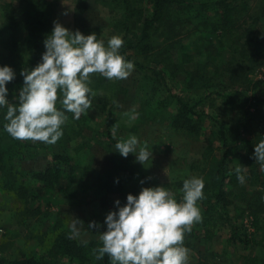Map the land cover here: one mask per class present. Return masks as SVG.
Returning <instances> with one entry per match:
<instances>
[{
	"label": "trees",
	"instance_id": "obj_1",
	"mask_svg": "<svg viewBox=\"0 0 264 264\" xmlns=\"http://www.w3.org/2000/svg\"><path fill=\"white\" fill-rule=\"evenodd\" d=\"M86 1L77 0L75 7L76 17L80 18L82 23L81 16L86 9ZM118 1L123 9V19L122 22H117L115 29L124 33L122 39L125 42L120 49V54L126 60L134 62V65L145 72L154 84L162 86L168 93L174 104V108L167 107L169 128L186 137L204 136L208 133L207 131L215 137L217 146L213 149L206 148L208 154H204L200 161L190 166L189 177H200L205 181L203 190L205 198L201 200L204 208L201 225L205 229L200 237L210 241L215 235L217 222L221 221L226 223L228 243L232 247H247L250 243L262 245L264 243V202H261L258 190H264V170L256 162L254 152L256 144L264 140V113L257 122L259 131L252 138H243L240 134L241 129L247 126L246 119L250 109L253 107L259 111L264 105V98L255 94L264 82L262 80L252 82L248 79L249 68L247 67L245 71L242 69L245 63H255V60L264 57V38H262L264 18L241 21V17L250 9L248 0H215L214 2L143 0V6L140 4L137 7L132 6L131 0ZM0 7L2 10L0 48L9 54H15L18 50L29 54L28 58L19 59L10 65L16 75L15 79L6 85L7 99L10 103L18 104L19 102H13L10 98L13 93L19 95L24 86V77L21 72L30 71L42 62V55L46 51L44 41L54 29L56 0H28L21 2L18 7L10 3H4ZM208 13L211 14L209 16L212 20L209 19ZM194 19L198 21L201 29L206 31L208 37L217 40L219 48L224 46L233 58L240 60V65L232 68L226 63L216 64L208 60L210 50L204 52V58L208 61L196 71L202 81L201 86L214 88V91L207 92L203 99L193 104H187L172 91L170 78L164 72L138 63L132 60V56L135 54L147 56L156 51L157 37L163 31V26L171 23L172 32L176 34L178 32L176 26L181 29L190 24L195 25L196 23L192 22ZM254 25L257 26L252 29ZM131 26L134 32H131ZM76 30L84 35H90L83 32V25L76 26ZM167 48L168 46H162L159 49L167 50ZM198 57L199 54L196 52L179 54L181 64L192 63ZM209 68L213 70V73L208 71ZM233 69L235 72H232ZM250 83L251 89L248 88ZM232 84H235V87ZM250 91L251 94H249ZM212 95L218 99L219 105L213 104ZM204 100H209L210 109L231 112L232 118L215 117L199 110L198 106ZM57 107L62 109L59 102ZM6 111V108L0 107V192L13 195L24 203L32 204L38 192L26 184L25 177L34 181L42 190L48 193H59L65 198H74L78 194L92 191L101 209H108L110 212L118 211L109 206L108 197L124 191L123 176L119 173H124L125 166L119 157L120 153L117 151L111 158L112 162H115L112 169L107 171L98 183L91 185L86 179L80 178V167L67 151V147L62 145L66 143L67 135H79L84 128L88 127L89 118L85 114L77 120L72 113L66 112L68 116L66 123L69 126H62L64 134L56 143V147L46 144L45 150H48L49 157L47 161L42 167L26 169L23 165L27 162L31 146L12 138L5 131ZM107 137L114 144L110 134ZM41 145L43 147L44 144ZM209 154L213 156L210 157ZM232 164L247 167L244 174L245 183H239ZM248 187L259 189L250 192ZM233 202L246 204V212L244 209L235 207L236 216L246 213L249 225L253 229L252 233L248 234L246 229L240 230L236 223L231 224L227 218L223 217L224 211L234 205ZM36 212H39L38 209ZM91 222L88 220L85 224L86 230L90 233L94 231L88 227ZM70 233L71 228L64 217L55 215L50 218V222L39 235L42 243L40 247L43 249L40 254H21L11 259L0 256V264H110V258L107 255L101 260L95 258L93 250L102 246L100 239L90 240L87 244L78 243L73 238L69 239ZM258 233H260L259 239L255 238ZM197 234L195 230H192L187 235L196 237ZM184 246L190 247L188 239L184 241ZM235 264H264V257L241 255Z\"/></svg>",
	"mask_w": 264,
	"mask_h": 264
},
{
	"label": "rangeland",
	"instance_id": "obj_2",
	"mask_svg": "<svg viewBox=\"0 0 264 264\" xmlns=\"http://www.w3.org/2000/svg\"><path fill=\"white\" fill-rule=\"evenodd\" d=\"M23 1L28 0H0V6L10 3L18 7ZM131 1L133 7L140 4L143 6V0ZM208 1L214 2L215 0ZM76 4L77 0H56L55 21L72 32L75 31L76 26L83 25L84 33H95L98 39L104 40L105 44L112 36H124L123 32L115 29L117 22H122L123 19V9L118 0H87L86 9L81 16L83 23L80 18L76 17ZM248 4L250 9L241 17V21L264 18V0H248ZM210 13H208V17L212 20ZM1 20L2 10L0 7ZM195 20L192 21L196 23L195 25L190 24L181 29L176 26L178 31L176 34L172 32L171 23L163 26V31L157 37L156 51L147 56L141 54L132 56V60L164 72L170 78L172 91L187 104H193L203 99L207 92L214 91V88L201 86L202 81L196 71L206 61L210 60L216 64L226 63L232 68L240 65V60L233 58L224 46L219 48L217 40L208 37L206 31L201 29L198 21ZM256 26H252V29ZM130 28H132L131 32H134L133 27ZM129 35L131 34L129 33ZM162 46H168L167 50H160L159 48ZM208 50H210V59L205 60L203 53ZM181 52H196L199 57L192 63L181 64L179 58ZM28 56L29 54L23 50L9 54L0 48V67L10 66L17 60L26 59ZM244 66L242 67L244 71L247 67L250 70L249 80L264 82V57L258 58L255 63H245ZM208 71L213 73L210 68ZM232 72H235V69ZM236 72L240 71L236 70ZM232 86L235 87V84ZM90 87L96 95L92 98V109L88 111V114H85L89 118L88 127L84 128L79 135H67L66 143H62L80 167V178L86 179L91 185L98 183L114 166L115 162H112L111 158L117 152L115 149L117 141L126 140L135 135L139 139L140 145L147 144L149 151L153 153L152 158L142 164L138 162L135 153H130L126 158L120 154L119 157L125 166L124 173H119L123 176L124 191L110 195L108 197L109 206L118 209L115 204L116 200L120 201V206H124L127 204L128 194L138 196L143 188L158 186L166 187L180 202L183 196V181L190 178V166L200 161L204 154H208L206 148L213 149L217 146L214 135L207 131L208 133L204 136L192 138L173 132L168 125L169 116L167 117L169 114L167 107L174 108L172 100L162 86L154 84L152 79L137 66L125 80H108L99 74H93ZM248 88H252L251 83L248 84ZM251 93L250 91L249 94ZM255 94L264 98V84L257 89ZM18 96L17 93H13L10 99L13 102H19ZM212 98L213 104L219 105L218 99L213 95ZM208 105L209 100H204L198 108L215 117L232 118L231 112L210 109ZM263 113L264 105L260 107L259 111L253 107L250 109L246 119L247 126L245 129H241L240 137L252 138L259 131L257 122ZM117 123L119 127L113 137L111 128ZM64 126L68 127L69 124L65 123ZM108 134L113 138L114 144L110 142ZM23 142L31 146L23 168L42 167L49 158L48 150H45L46 144L32 141ZM41 144H44L43 147ZM50 146L56 147L57 145ZM209 156L213 155L209 154ZM117 160L120 163L119 158ZM232 167L235 170L237 165L232 164ZM242 174L244 175L245 171ZM118 177L120 176L118 175ZM24 180L30 188H34L38 192L32 204L24 203L13 195L0 192V256L11 259L21 254H40L43 249L40 247L42 243L39 240V235L50 222V218L55 215L64 217L69 227L77 219L81 220L76 225L80 234L73 238L78 243L100 239L101 232L107 230L104 221L110 210L99 207L98 199L92 191L78 194L74 198H65L59 193H48L42 190L32 180L25 177ZM248 189L250 192H254L259 188L248 187ZM258 191L261 202H264V190ZM233 203L234 205L224 211L223 217L227 218L231 224L236 223L240 230L246 229L248 234L252 233L253 229L249 225L246 213L236 216L235 207L244 209L246 212V204L243 202ZM197 206L201 209L203 217L204 208L201 201H198ZM37 209L39 212H36ZM88 220L95 221L101 227L90 233L85 228ZM204 229L205 227L201 223H197L193 227V230L198 233L195 235L196 237H189L187 234L185 236V240L188 239L190 242L188 264H235L241 255L264 257V243L260 246L250 243L247 247H232L228 243L226 223L217 222L215 235L210 241L200 237ZM259 236L260 233L256 234L255 238L259 239Z\"/></svg>",
	"mask_w": 264,
	"mask_h": 264
},
{
	"label": "clouds",
	"instance_id": "obj_3",
	"mask_svg": "<svg viewBox=\"0 0 264 264\" xmlns=\"http://www.w3.org/2000/svg\"><path fill=\"white\" fill-rule=\"evenodd\" d=\"M124 43L122 37L115 35L105 46L95 33L72 32L54 21V29L44 41L42 62L21 72L24 86L18 104L8 101L6 87L16 74L10 66L0 67V107L7 109L5 131L17 140L55 145L64 134L66 112L78 120L92 109L96 93L89 85L93 74L108 80H125L134 71V62L120 54ZM58 102L62 109L57 107ZM118 127V123L112 126L113 137ZM115 149L125 158L135 153L142 164L153 154L146 143L140 145L135 135L117 141ZM254 158L264 170V140L256 144ZM246 169L235 168L241 184L245 183L242 173ZM204 188L203 178L192 177L183 181L180 202L164 186L145 187L138 196L128 194L124 206L116 200L118 211L106 216L107 230L100 235L102 246L93 250L95 258L101 260L107 255L110 264H188L190 249L184 246L185 236L203 220L197 204L205 198ZM80 222L77 219L70 226L69 239L79 236L76 225ZM88 227L98 229L101 225L93 221Z\"/></svg>",
	"mask_w": 264,
	"mask_h": 264
}]
</instances>
